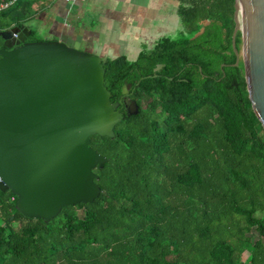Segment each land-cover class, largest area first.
I'll list each match as a JSON object with an SVG mask.
<instances>
[{
  "label": "trees",
  "instance_id": "1",
  "mask_svg": "<svg viewBox=\"0 0 264 264\" xmlns=\"http://www.w3.org/2000/svg\"><path fill=\"white\" fill-rule=\"evenodd\" d=\"M172 1L177 39L102 59L111 102L129 85L138 112L90 137L107 160L98 197L44 221L0 190V264H264V130L233 66L235 0ZM35 2L0 0V31L24 29Z\"/></svg>",
  "mask_w": 264,
  "mask_h": 264
},
{
  "label": "water",
  "instance_id": "2",
  "mask_svg": "<svg viewBox=\"0 0 264 264\" xmlns=\"http://www.w3.org/2000/svg\"><path fill=\"white\" fill-rule=\"evenodd\" d=\"M233 17V66L243 65L264 130V0H235ZM29 35L26 28L0 31V190L17 197L23 216L49 221L98 197L93 171L107 160L90 137H114L122 113L104 85L100 56L58 40L28 42ZM126 112L137 114L135 101L126 102Z\"/></svg>",
  "mask_w": 264,
  "mask_h": 264
},
{
  "label": "crops",
  "instance_id": "3",
  "mask_svg": "<svg viewBox=\"0 0 264 264\" xmlns=\"http://www.w3.org/2000/svg\"><path fill=\"white\" fill-rule=\"evenodd\" d=\"M172 0H36L25 28L40 40H58L102 59L139 53L173 26ZM142 38L145 42H138Z\"/></svg>",
  "mask_w": 264,
  "mask_h": 264
},
{
  "label": "rangeland",
  "instance_id": "4",
  "mask_svg": "<svg viewBox=\"0 0 264 264\" xmlns=\"http://www.w3.org/2000/svg\"><path fill=\"white\" fill-rule=\"evenodd\" d=\"M239 3V2H238ZM239 21H241V15L238 17ZM181 27L179 25V19L176 20V22L174 23L173 26H170L168 25V31L164 34L165 36H167L168 38H171V39H177L180 35H179V31H180ZM238 34L240 35V40L242 39L241 38V32L238 31ZM38 38L42 39L43 36L40 35L38 36ZM137 41L140 43V42H143L145 43L142 38L140 39H137ZM153 46V43H151V45H142L141 47H139V50H142V49H149V48H152ZM239 50H241V47H242V40L240 41L239 43ZM137 57V54L136 53H132V54H129L128 56L126 55V58L128 60H134L135 58ZM240 61H241V58H240ZM256 216L259 217L260 216V213H256ZM248 236L251 238V242L254 243L258 240V235L257 233L254 231V230H251L249 233H248ZM243 260L246 262V264H250L249 262H247V254H245L243 256Z\"/></svg>",
  "mask_w": 264,
  "mask_h": 264
},
{
  "label": "flooded vegetation",
  "instance_id": "5",
  "mask_svg": "<svg viewBox=\"0 0 264 264\" xmlns=\"http://www.w3.org/2000/svg\"><path fill=\"white\" fill-rule=\"evenodd\" d=\"M177 13V12H176ZM234 16V15H233ZM178 17V16H177ZM163 35L159 36L157 39H155V41L153 42V44L159 39L161 38ZM163 66L161 64L157 65V67H155L154 72L158 73L162 70ZM112 97V95H111ZM115 100L112 103H117V109L122 111L125 110L126 111V102L127 101H134L133 99V94L132 92H130V87L129 85H123L121 86V90H120V94L117 97H114Z\"/></svg>",
  "mask_w": 264,
  "mask_h": 264
},
{
  "label": "built area",
  "instance_id": "6",
  "mask_svg": "<svg viewBox=\"0 0 264 264\" xmlns=\"http://www.w3.org/2000/svg\"><path fill=\"white\" fill-rule=\"evenodd\" d=\"M85 0H64L65 3L69 4V5H74L78 2H84ZM9 3H2L0 4V9L5 8ZM14 38H17V35H14Z\"/></svg>",
  "mask_w": 264,
  "mask_h": 264
}]
</instances>
